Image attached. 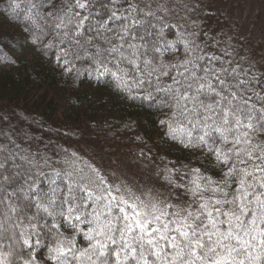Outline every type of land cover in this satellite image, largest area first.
<instances>
[{"label":"snow or ice","instance_id":"snow-or-ice-1","mask_svg":"<svg viewBox=\"0 0 264 264\" xmlns=\"http://www.w3.org/2000/svg\"><path fill=\"white\" fill-rule=\"evenodd\" d=\"M200 8L8 0L43 55L55 51L66 74L110 77L130 98L168 109L166 134L205 149L217 174L166 167L163 179L181 190L173 202L79 166L75 152L53 160L0 132V264H264V71L229 48L209 51L191 19ZM6 47L14 38L2 35L0 63L15 65Z\"/></svg>","mask_w":264,"mask_h":264},{"label":"trees","instance_id":"trees-1","mask_svg":"<svg viewBox=\"0 0 264 264\" xmlns=\"http://www.w3.org/2000/svg\"><path fill=\"white\" fill-rule=\"evenodd\" d=\"M223 1L197 0L201 8L191 19L197 21L202 33H208L201 36V42L207 40L209 51L218 55L222 48L234 50L236 62L264 71V44L252 30V36H248L239 21L224 15L219 9ZM7 9L8 0H0V13H4L0 14V36L13 37L15 49L18 39L5 27L13 25L23 31L26 22ZM23 32L31 43V34ZM214 41L219 42L216 48L211 47ZM36 50L33 56L15 55L6 47L5 51L18 58L17 63H0V132L11 135L22 149L62 161L66 158L63 150L67 149L70 156L74 143L107 140L126 149L137 148L142 161L153 165L157 178L174 196H180L181 190L163 179L166 167L183 172L187 165L217 174L205 149L185 148L179 139L166 134L168 129L160 121L166 118L168 109L130 98L115 88L110 77L97 80L87 73L77 77L75 70L66 74L55 63V51L45 56ZM76 67L83 70L84 65L77 62ZM0 143H7L4 135H0ZM77 157L79 164L85 161L83 156Z\"/></svg>","mask_w":264,"mask_h":264},{"label":"rangeland","instance_id":"rangeland-1","mask_svg":"<svg viewBox=\"0 0 264 264\" xmlns=\"http://www.w3.org/2000/svg\"><path fill=\"white\" fill-rule=\"evenodd\" d=\"M219 9L223 10L225 16L239 21L244 31L248 32V36H252L249 34L252 30L253 35L264 44V0H224ZM5 28L6 32L14 34L18 39V47L11 48L13 54L33 56L36 53L35 46L22 30L13 25H6ZM72 147L74 152L85 158L79 166L83 167L90 163L100 169L113 183L122 181L141 190L150 189L153 193H160L176 202L175 196L157 178L153 165L142 161L141 150L126 149L107 140L74 143Z\"/></svg>","mask_w":264,"mask_h":264}]
</instances>
